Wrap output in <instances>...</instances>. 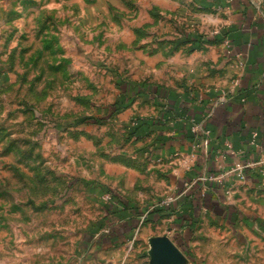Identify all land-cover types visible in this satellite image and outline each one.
Listing matches in <instances>:
<instances>
[{"label": "rangeland", "instance_id": "obj_1", "mask_svg": "<svg viewBox=\"0 0 264 264\" xmlns=\"http://www.w3.org/2000/svg\"><path fill=\"white\" fill-rule=\"evenodd\" d=\"M85 1L94 8L87 17H93L101 5ZM40 4L0 0V264H149L146 240L157 235L171 240L173 218L152 222L148 213L174 197L169 177L178 168L189 169L193 158L186 164L177 156L150 158L149 149L158 147L155 138L164 132L142 119L157 114L148 95L99 127L78 122L105 118L124 85L167 89L166 80L157 84L163 81L159 78L138 76L133 81L137 73L124 57L143 52L168 59L173 54L163 42L172 34L165 27L160 31L145 25L133 30L130 45H110L107 38L119 35L113 21H130L132 12L111 8L109 29L96 19L80 17L73 23L75 14L68 9L42 12ZM191 26L175 22L171 28L182 36ZM128 30L124 36L132 41ZM142 122L150 123L143 136L131 135ZM107 163L121 164L126 171L107 174ZM214 178L204 182L201 194L212 193L208 182L231 180L220 173ZM227 192L228 203L240 215L231 224L230 216L201 209L191 239H186L189 264H264V186L235 184ZM112 194L136 209L105 218L102 208ZM126 217L135 220L131 232Z\"/></svg>", "mask_w": 264, "mask_h": 264}, {"label": "crops", "instance_id": "obj_2", "mask_svg": "<svg viewBox=\"0 0 264 264\" xmlns=\"http://www.w3.org/2000/svg\"><path fill=\"white\" fill-rule=\"evenodd\" d=\"M66 1L68 4L62 0V4L47 7L41 0L40 10L57 13L68 9L71 15L75 14L73 23L80 17L86 22L96 19L106 22L109 29L111 8L121 14L132 12L134 16L130 21L126 17L113 21L119 35L111 40L107 38L110 45H130L135 41L133 30L145 25H154L153 28L160 31L165 27V31L172 34L168 40L172 42L184 39L190 32L212 40L201 43L200 49L192 51L191 44L174 51L169 44L173 55L168 59H163L161 53L136 52L132 59L125 56L124 63L137 73L133 81L138 80V76L159 78L163 81L158 80L157 84L166 80L167 89L162 86L135 89L127 84L119 96L138 91V97L148 95L152 105L158 107L156 116L142 118L152 123L157 132H164L155 138L158 147L149 149L150 158L177 156L186 164L189 156H193L189 169L178 168V172L169 177L174 197L182 192L186 182L198 177L222 174L236 164L252 165L244 171L242 183L231 176V180L223 185L208 186L212 192L208 195L230 209L227 216L240 215L239 210L228 203V187L235 184L251 189L264 186V0H96L101 7L95 10L93 17H87L89 11L93 15L94 8L90 9L85 0ZM158 17L159 21L156 20ZM175 22L192 24L190 32L178 35L171 28ZM127 28H130L128 34L132 33V41H127L124 36ZM185 124L188 128H184ZM193 125L209 131L210 138L206 140L198 135L194 141L190 140L189 130ZM253 134L256 138L252 137ZM104 171L119 174L125 173L126 168L121 164L107 163ZM195 185L201 189L204 187L200 182ZM216 189L220 192L217 193ZM184 200V197L179 199L180 202L177 200L178 210L189 204ZM172 223V241L169 240L178 249L173 236L175 231L182 233V230H178L174 218ZM157 237L166 236L154 238ZM151 239L146 240L148 253Z\"/></svg>", "mask_w": 264, "mask_h": 264}, {"label": "trees", "instance_id": "obj_3", "mask_svg": "<svg viewBox=\"0 0 264 264\" xmlns=\"http://www.w3.org/2000/svg\"><path fill=\"white\" fill-rule=\"evenodd\" d=\"M204 39V40H203ZM163 42V41H162ZM161 42V43H162ZM212 40H209L207 38H202L201 35H185V38L182 40H177L175 42L165 40L163 43L166 45L171 44V49L177 50L180 47H183L186 44H191L190 45V51L192 50H198L201 48V43H210ZM170 46V45H169ZM133 88H139L140 85L138 84H131ZM140 93L138 91H134L130 94H121L119 96L118 101H113L110 106H109V113L105 118H93V117H84L79 120L78 123H81V125L85 126H94V127H99L102 124H105L106 121H108L111 117L114 115L120 113L121 111L127 109L133 100L138 97ZM143 125H140V123H137L135 127L131 131V135H135V137L140 138L143 136L145 133V130H147L150 126L149 122H142ZM190 134V140L196 138L191 129L189 130ZM187 135V134H186ZM165 145V142H163ZM121 158H115L113 161L119 162ZM200 189L199 186L195 185L191 188L188 193L189 195L184 197V201L189 202V204L185 207L183 204V208H181L179 211L178 210V204L175 203V205H172L168 208L165 207H160L157 208L156 210H152L148 213L150 214L151 221H156L157 219L164 217V216H172L174 218L175 224L178 227V230L181 229L182 233H179L178 231H175L176 234L174 236V240L177 242V245L183 249V253L185 256L190 258V253H189V248L186 244V239H191L192 236V231L195 226V224L198 222L199 214L201 212V209L205 210L206 212L209 211L208 213L213 212L211 215H219L220 217L226 215L230 211L228 207L221 206L219 199H215L209 195H203L201 196L200 194ZM111 193V192H110ZM209 208V209H208ZM103 212L105 214V218H109L112 216H117L120 214H126L128 210H135L136 207L133 203H123L120 198L116 195H111V198L109 199V202L106 203V205L103 206ZM214 210V211H213ZM215 212V213H214ZM128 217V216H127ZM126 217V218H127ZM157 217V219H155ZM133 218H127L128 222V227L127 230L130 232L133 230V222L135 220H132ZM155 219V220H154ZM237 220V215L233 213L230 216V223L234 224V222ZM180 231V230H179ZM130 234V233H129ZM185 234V235H184ZM128 233L126 234V236Z\"/></svg>", "mask_w": 264, "mask_h": 264}, {"label": "water", "instance_id": "obj_4", "mask_svg": "<svg viewBox=\"0 0 264 264\" xmlns=\"http://www.w3.org/2000/svg\"><path fill=\"white\" fill-rule=\"evenodd\" d=\"M149 264H186L187 259L167 237L150 241Z\"/></svg>", "mask_w": 264, "mask_h": 264}, {"label": "built area", "instance_id": "obj_5", "mask_svg": "<svg viewBox=\"0 0 264 264\" xmlns=\"http://www.w3.org/2000/svg\"><path fill=\"white\" fill-rule=\"evenodd\" d=\"M194 126V125H193ZM192 126V128H191V131H192V133L195 135V136H198V135H202L203 137H205L206 138V140L207 139H209L210 138V132L209 131H207V130H205L204 128H199V127H197V126H195V127H193ZM206 140H205V142H206ZM192 158H193V156H192ZM251 167V165L250 164H245V165H243V164H236L235 165V168H232V169H230L229 171H227V172H224V173H222V177H231V176H235V174H237V176L240 178V180H243L244 179V171L246 170V169H248V168H250ZM236 177V176H235ZM213 178H214V176H210V177H198V178H196V179H194V180H192V181H189V182H186L184 185H183V190H182V192L177 196V197H173V198H170L169 200H167L166 202H163L162 204H159V207H165V208H168V207H170V206H172V205H175V203L177 202V200H178V198H180L181 196H183V195H187L188 193V191L189 190H191V188L193 187V186H195V184L196 183H201V184H203L204 185V182H207V181H212L213 180ZM215 179V178H214ZM221 178H219L218 180H220ZM219 182V181H218ZM209 185H211V182H208V186ZM204 188V187H203ZM203 192L204 191H202V194H201V196H203ZM204 212H205V210H204Z\"/></svg>", "mask_w": 264, "mask_h": 264}]
</instances>
